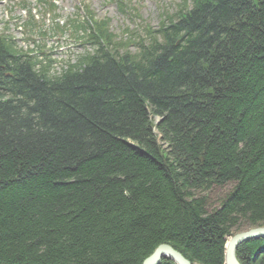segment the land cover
Returning <instances> with one entry per match:
<instances>
[{"label": "trees", "instance_id": "1", "mask_svg": "<svg viewBox=\"0 0 264 264\" xmlns=\"http://www.w3.org/2000/svg\"><path fill=\"white\" fill-rule=\"evenodd\" d=\"M95 24L57 72L0 37V264H225L264 227V0H184L133 44Z\"/></svg>", "mask_w": 264, "mask_h": 264}, {"label": "rangeland", "instance_id": "2", "mask_svg": "<svg viewBox=\"0 0 264 264\" xmlns=\"http://www.w3.org/2000/svg\"><path fill=\"white\" fill-rule=\"evenodd\" d=\"M27 1L33 9L32 26L25 25L21 19L25 18V12L17 7L11 9L5 0H0V18L7 20V14L12 16L7 33L23 49L37 54L43 52L39 59L51 60L57 71L66 62L74 61L83 50L84 36L75 32V26L83 20L86 8L95 14L96 20L108 19L115 40L125 44L143 38L145 28H156L165 13H173L181 0H57L53 12L47 7L35 9L36 0ZM219 193L220 190H214L209 194L210 199H216ZM251 229L233 233L230 237Z\"/></svg>", "mask_w": 264, "mask_h": 264}, {"label": "water", "instance_id": "3", "mask_svg": "<svg viewBox=\"0 0 264 264\" xmlns=\"http://www.w3.org/2000/svg\"><path fill=\"white\" fill-rule=\"evenodd\" d=\"M264 239V227L252 228L230 237L225 248V264H239L236 258L238 248L249 241ZM162 259H169L175 264H192L180 252L169 245L159 246L143 264H161Z\"/></svg>", "mask_w": 264, "mask_h": 264}, {"label": "bare ground", "instance_id": "4", "mask_svg": "<svg viewBox=\"0 0 264 264\" xmlns=\"http://www.w3.org/2000/svg\"><path fill=\"white\" fill-rule=\"evenodd\" d=\"M162 260H164V259H162Z\"/></svg>", "mask_w": 264, "mask_h": 264}]
</instances>
